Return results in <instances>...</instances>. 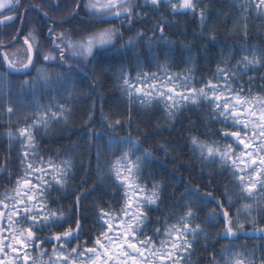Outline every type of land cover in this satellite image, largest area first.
Segmentation results:
<instances>
[{
    "label": "trees",
    "instance_id": "trees-1",
    "mask_svg": "<svg viewBox=\"0 0 264 264\" xmlns=\"http://www.w3.org/2000/svg\"><path fill=\"white\" fill-rule=\"evenodd\" d=\"M69 1L68 12L77 0ZM248 3L252 4L251 8L245 7ZM198 4L195 14L173 13L169 5L162 3L153 8L145 0H134L135 14L131 23L126 19L94 23L97 18L86 14L84 0H81L78 14L62 23L50 24L45 16L27 11L19 39L0 48V169H6L0 172V197L6 192L11 195L16 179L25 175L18 159L25 149L19 141V130L26 123H32L29 118L34 114L44 115L45 109L55 110L62 106L68 112L66 118L58 122L48 120L46 128L33 130L38 154L51 158L58 168L62 166L61 161L67 162L71 172L67 181H62V190L53 188L49 195L51 207L62 209L67 223L38 232L42 240L63 233L69 227L75 229V220L79 219L82 225L79 239L71 240L65 247L69 251L85 243L92 247L93 238L101 231L99 211L115 210L122 202L123 189L115 187L109 162L121 152L135 151L132 144L119 142L131 137L140 147V151H135L136 156H142L144 152L151 154V159L142 165L143 183L148 185L149 191L153 183L159 186L157 203L148 206L150 210L146 212L145 221V233L157 241V247L164 236L153 235L154 230L160 228L163 232L165 223L178 226V219L188 211L185 206L191 205L195 213L192 227L199 225L203 231L195 238L188 237L191 247L183 253L184 264H209L213 256L219 261L221 250L230 243L254 251L251 258L255 264H261L264 224L255 225L260 230L255 234H252L253 226L246 225L245 235L236 241L221 238L225 224L215 201L231 200L230 219L235 218L238 209L242 213L245 204H252L253 215L259 219L258 212L264 209V203L258 202L264 193L258 192L251 200L244 199L240 189L230 182L232 173L225 170V165L201 160L199 152L194 151L192 136L201 142L219 140L214 133L222 125L208 115L207 104H181V110L169 120L163 103L132 100L120 76L123 70L134 81L140 72L163 77V70H166L181 79L189 76L202 82L212 79L218 65L236 66L241 57L247 55L251 59L252 52H256L259 58L264 52V15L259 14L264 9L258 12L259 0H198ZM21 8L13 12L21 14ZM201 10L204 11L203 20ZM18 25V19L0 25V43L10 41ZM52 28L55 29L51 34L53 37L64 34L72 39H79L81 33L88 31L115 28L117 39L86 59L75 57L60 61L49 39ZM26 39L31 41L34 51V67L27 75L7 69L1 55L4 51L19 65L27 56ZM44 55L57 59L44 62ZM45 72L47 80L42 75ZM262 77L264 69L257 63L255 70L239 80L244 98L264 95L261 92L264 89ZM249 79L251 83H247ZM179 83L175 82L177 86ZM189 83L193 81L189 80ZM195 86L202 85L197 83ZM177 91L185 90L177 87ZM237 91H240L239 87ZM8 108L12 109L11 114ZM56 116L60 118L64 114L56 112ZM117 120L122 126L116 124ZM31 162L40 166L38 161ZM209 193L214 200L204 198ZM51 249V244H45L42 249L33 251L30 248L28 251L31 256L39 257L41 251L52 255ZM43 260L46 262L48 256Z\"/></svg>",
    "mask_w": 264,
    "mask_h": 264
},
{
    "label": "snow or ice",
    "instance_id": "snow-or-ice-1",
    "mask_svg": "<svg viewBox=\"0 0 264 264\" xmlns=\"http://www.w3.org/2000/svg\"><path fill=\"white\" fill-rule=\"evenodd\" d=\"M145 3L153 8L162 3L169 5L173 13L195 14L199 6L198 0H145ZM133 4L134 0H88L84 9L87 15L97 18L94 23H110L115 19H126L131 23L135 14ZM23 6L21 0H0V10L18 11ZM31 7L26 8L25 12L31 10ZM245 7L251 8L252 4L248 3ZM259 9H264V0H259L258 12ZM259 14L264 15V12ZM16 18L18 17L6 16L3 22H11ZM200 18L204 19L203 10L200 11ZM160 31L163 32V27ZM54 32V28L49 29V39L58 52L60 61L75 57L86 59L117 39L115 28L81 33L79 39H72L64 34L53 37L51 34ZM128 44L131 45L132 41L129 40ZM27 53V62L20 61L19 65L7 55L3 57V61L10 71L27 75L34 67L31 45ZM37 55L39 56V53ZM56 59L57 57L52 55L42 57L44 62ZM257 63L264 69V52H261L259 58L256 52H252L251 59L245 55L236 66L218 65L212 79L202 82L189 76L181 79L179 75L173 76L166 70H163V77L155 73L140 72L134 81L131 75L126 76L123 70L120 76L123 87L132 100L163 103L169 120L181 110V104L190 102L193 106H199L206 103L210 109L208 115L222 125V128L214 133L219 140L201 142L198 137L192 136L190 139L194 151L199 152L201 160L218 161L225 165V170L232 173L233 179L230 182L240 189L244 199L251 200L258 192L264 193V95L252 99L244 98V89L239 80L249 71L255 70ZM42 75L45 80L48 79L46 72ZM189 80L193 83L190 84ZM176 81H180L178 86ZM251 82V79L247 81ZM197 83L202 86L196 87ZM177 87L185 91H177ZM261 92L264 93V89H261ZM248 96L251 97L250 91ZM8 112L11 114L12 109L8 108ZM56 112L63 113L64 116L58 118ZM67 115L68 112L62 106H57L55 110L45 109L44 115L34 114L29 118L32 123H26V126L19 130V141L25 145V149L18 159L25 175L16 179L11 195L6 192L0 197V264H184L186 257L183 253L191 247L188 237L195 238L203 229L199 225L192 227L195 213L191 205H186L188 211L178 219V226L165 223L163 232L160 228L154 230L153 235L164 236V239L159 241V247L157 241L145 233L146 212L150 210L148 206L157 203L159 186L153 183L149 191L148 185L143 183L145 178L142 165L151 159V154L144 152L142 156H136L135 151H140V147L131 137L119 142L132 144L135 151L121 152L115 160L109 162V171L114 178L115 187L123 189L122 202L115 210L109 208L107 211H99L98 224L101 231L93 238L92 247H87L86 243L72 247L70 251L65 247L71 240L79 239L82 230L79 219L75 220V229L69 227L63 233L51 235L44 240L37 235L45 228L67 223L63 210L51 207L49 195L53 188L62 190V181H67L71 172L67 162L61 161L62 166L58 168L51 158L46 159L38 154L33 130L40 131L47 127L48 120L58 122ZM116 124L122 126L119 120ZM9 137L11 138V133ZM32 160L38 161L40 166L37 167ZM2 171L6 169H0V172ZM204 198L214 200L211 193ZM78 201L79 197L77 203ZM215 203L221 210L220 217L225 224L224 236L221 238L236 241L245 235L246 225L251 224L252 234H255L260 231L255 225L264 224V209H259L257 219V216L253 215V205L245 204L243 212L238 209L234 214L235 218L230 219L231 200ZM258 203H264V197ZM45 244L52 245V255L41 251L39 257L31 256L28 251L30 248L35 251L42 249ZM260 247L264 249V245ZM253 255L254 251L249 252L246 246L234 247L230 243L221 250L220 260L213 256L209 264H255L251 258ZM44 256H48L46 262L43 260ZM261 264H264V259Z\"/></svg>",
    "mask_w": 264,
    "mask_h": 264
},
{
    "label": "flooded vegetation",
    "instance_id": "flooded-vegetation-1",
    "mask_svg": "<svg viewBox=\"0 0 264 264\" xmlns=\"http://www.w3.org/2000/svg\"><path fill=\"white\" fill-rule=\"evenodd\" d=\"M21 3L24 5L21 8V12L24 11L29 6H32L31 10H29V11H35V12L45 16L48 19V22L51 24V23H56V22H53V20H63V19L68 18L73 13V11L75 10L77 3H78V0L76 2L75 6L73 7V9H71V11H69V12L67 10V8L70 5L69 0H21ZM87 3H88V0H84V5ZM84 5H83V7H84ZM80 6H81V4H80ZM79 8H78V10H79ZM62 10H64V11H62ZM78 10H77V12H78ZM56 11H60V12L55 13ZM14 13H17V12L4 10L3 12L0 13V18L6 17L8 15H12ZM79 13H82V10L79 11Z\"/></svg>",
    "mask_w": 264,
    "mask_h": 264
},
{
    "label": "water",
    "instance_id": "water-1",
    "mask_svg": "<svg viewBox=\"0 0 264 264\" xmlns=\"http://www.w3.org/2000/svg\"><path fill=\"white\" fill-rule=\"evenodd\" d=\"M80 4V0H79V2H78V4L77 5H79ZM29 8V7H28ZM76 9H77V7H76ZM76 9H75V11L68 17V18H66V19H63V20H58V21H56V22H64V21H66L67 19H69L70 17H72L75 13H76ZM3 10H0V12H2ZM25 10L22 12V14H21V18H20V22H19V28H18V31H17V34H16V36L11 40V41H9V42H7V43H4V44H0V47L1 48H6V47H8V46H10V45H12L14 42H16V40H17V38L19 37V35H20V30H21V26H22V22H23V18H24V16H25ZM11 16H13V17H16L17 15L16 14H14V15H11ZM5 18V17H4ZM4 18H1L0 19V24H8V23H10V22H7V23H4L3 21H4ZM15 20V19H14ZM13 20V21H14ZM12 22V21H11ZM29 45H30V43H26V48L28 49V47H29ZM2 59H3V57L6 55L4 52H2ZM32 56H33V61H34V54H33V50H32ZM27 62V61H26ZM3 63H4V65H5V67L7 68V64L3 61ZM8 69V68H7ZM13 72V71H12ZM17 73H20V72H17Z\"/></svg>",
    "mask_w": 264,
    "mask_h": 264
}]
</instances>
